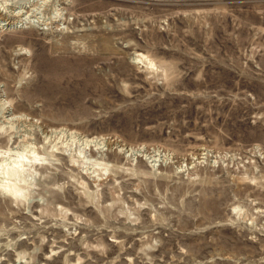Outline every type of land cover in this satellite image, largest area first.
Returning <instances> with one entry per match:
<instances>
[{"label":"rangeland","instance_id":"rangeland-1","mask_svg":"<svg viewBox=\"0 0 264 264\" xmlns=\"http://www.w3.org/2000/svg\"><path fill=\"white\" fill-rule=\"evenodd\" d=\"M45 144L0 264H264V0H0V163Z\"/></svg>","mask_w":264,"mask_h":264},{"label":"bare ground","instance_id":"bare-ground-1","mask_svg":"<svg viewBox=\"0 0 264 264\" xmlns=\"http://www.w3.org/2000/svg\"><path fill=\"white\" fill-rule=\"evenodd\" d=\"M1 14H3V13H1ZM10 23L9 22H7V23L5 22L3 24V26H5V25L14 26L13 23L12 24H10ZM21 50H23V49H21ZM140 57H141V59L147 58V56H145V55H140ZM151 65H153V64L151 63ZM49 135L50 134H48V136ZM23 137H24V139H26V137H28V136L27 135H23L22 138ZM13 138H14V136L10 135L8 140L11 141V139H13ZM35 146H33V148H32L33 150L31 151L32 152L31 154H27L26 152L24 154V153L20 152L18 157L13 159L10 162H6L5 160H2V163H0V187L5 188V189L7 188L15 196L19 195V193L23 189V186L19 187L16 182L19 181L21 176H23L25 173L28 174L29 176L32 175V172L34 171V169H36L39 165L43 164V162H41V161L45 162V161L48 160L49 155H56L57 156L58 154L61 153V156H62V152H58L59 148L56 149V150L54 149V151H53V149H52L53 147H51L52 151L57 153V154H54V153L52 154V152H50L51 150H50V147L48 146V144H45L43 147H40V148H37ZM55 147L57 148V145H55ZM40 153H43L44 155H46L47 158L45 156L42 157L40 155ZM94 153L97 154V155H99V153H101L103 159L114 160V161L118 160L119 156H120L119 152L114 151L113 148H110V149H107V150H103V151H99V152H94ZM53 157H55V156H53ZM89 159H90V157H89ZM55 160H58V159H55ZM4 161H5V163H4ZM25 179H27V178L24 177V179H22V181L25 180Z\"/></svg>","mask_w":264,"mask_h":264}]
</instances>
